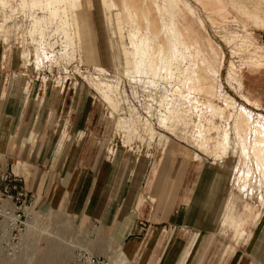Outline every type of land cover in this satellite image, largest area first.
Instances as JSON below:
<instances>
[{
	"label": "rangeland",
	"instance_id": "obj_1",
	"mask_svg": "<svg viewBox=\"0 0 264 264\" xmlns=\"http://www.w3.org/2000/svg\"><path fill=\"white\" fill-rule=\"evenodd\" d=\"M259 72L264 0H0V113L13 92L47 106L60 89L77 105L92 95L110 118L104 155L124 170L172 154L229 171L233 203L222 220L247 219V204L264 208V105L243 88ZM21 162L12 169L32 180L37 163ZM43 201L32 195L27 227L0 250V264H29L47 251L60 255L55 264H79L78 249L134 264L117 256L107 227ZM234 228L222 225L223 244L201 262L229 253Z\"/></svg>",
	"mask_w": 264,
	"mask_h": 264
},
{
	"label": "crops",
	"instance_id": "obj_2",
	"mask_svg": "<svg viewBox=\"0 0 264 264\" xmlns=\"http://www.w3.org/2000/svg\"><path fill=\"white\" fill-rule=\"evenodd\" d=\"M243 85L247 96L264 105L263 74L246 76ZM23 97L13 92L1 107L0 174L15 173L25 166L21 161L37 163L32 180L30 173H18L20 188L37 203L44 200L55 210L107 227L126 263L264 264V208L247 204V219L236 221L226 213L222 220L233 203L229 171L172 154L124 170L104 155L110 118L92 95L77 105L60 89L50 106ZM223 224L235 227L229 253L201 262L223 244Z\"/></svg>",
	"mask_w": 264,
	"mask_h": 264
},
{
	"label": "built area",
	"instance_id": "obj_3",
	"mask_svg": "<svg viewBox=\"0 0 264 264\" xmlns=\"http://www.w3.org/2000/svg\"><path fill=\"white\" fill-rule=\"evenodd\" d=\"M109 150L110 155L112 152ZM20 178L18 173L0 174V250L9 247L27 227L26 212L32 194L29 190L20 188ZM74 258L79 264H117L103 255L85 249H78Z\"/></svg>",
	"mask_w": 264,
	"mask_h": 264
},
{
	"label": "bare ground",
	"instance_id": "obj_4",
	"mask_svg": "<svg viewBox=\"0 0 264 264\" xmlns=\"http://www.w3.org/2000/svg\"><path fill=\"white\" fill-rule=\"evenodd\" d=\"M168 3V2H167ZM166 3H164L163 5H165ZM169 4V3H168ZM168 4H166L167 6H168ZM160 5V4H159ZM162 5V4H161ZM163 8V7H162ZM167 8V7H166ZM168 8H169V6H168ZM167 8V9H168ZM128 10H129V8H128ZM162 11H164V10H162ZM169 11H170V16L173 18V17H175L176 15L171 11V9L169 10L168 9V13H169ZM131 13V12H130ZM165 13V12H164ZM134 18V17H133ZM175 20H176V18H175ZM175 20H174V18L172 19V21L170 20V25H171V29H173V33H175V35L177 36V34L180 36L181 34H179V31H178V28H177V26H176V23L177 22H175ZM178 32V33H177ZM181 40L182 39H180V37H177V44L180 42L181 43ZM183 41V40H182ZM176 42V41H175ZM134 44H136L135 42H134ZM138 46V45H137ZM136 46V47H137ZM139 48V47H138ZM162 48V47H161ZM137 49V48H136ZM163 49V48H162ZM140 50V49H139ZM156 56H157V54H156ZM155 56V57H156ZM149 56H147L146 57V59L148 58ZM155 60V59H154ZM154 60H153V62H154ZM145 61H148V60H145ZM149 62H151V61H149ZM152 62V63H153ZM210 70H212V68H210ZM194 75L196 76V77H199L200 76V74H199V70L197 69V68H195L194 69ZM204 75V74H203ZM108 76V75H107ZM205 76H208V74L207 73H205ZM205 76H202V77H205ZM111 78V77H110ZM109 78V79H110ZM192 80V79H191ZM205 80V79H204ZM194 81V80H193ZM190 82V81H189ZM197 82H199L198 80H197ZM201 84H202V82H201ZM203 84H204V82H203ZM198 85V84H197ZM206 86V85H205ZM196 88V87H195ZM194 88V89H195ZM205 88V87H204ZM206 89V88H205ZM209 90V89H208ZM212 93V92H211ZM258 154H259V158H258V160L259 161H261L263 164H264V154L262 153V151H259L258 152ZM54 250V249H53ZM59 251V250H58ZM55 252H57V251H47V252H43V254L42 255H39V256H37V258H34L33 260H32V262H30L29 264H55V262H56V258L57 257H59V256H57L56 257V253ZM37 254V253H36ZM63 254V253H62ZM61 254V255H62ZM58 260V259H57ZM58 262V261H57ZM26 264V263H25Z\"/></svg>",
	"mask_w": 264,
	"mask_h": 264
}]
</instances>
